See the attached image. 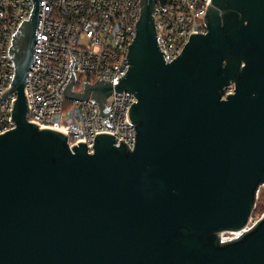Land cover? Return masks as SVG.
Segmentation results:
<instances>
[{
    "label": "water",
    "instance_id": "water-1",
    "mask_svg": "<svg viewBox=\"0 0 264 264\" xmlns=\"http://www.w3.org/2000/svg\"><path fill=\"white\" fill-rule=\"evenodd\" d=\"M31 1L0 97L15 95L14 129L0 134V264H264V214L250 226L264 186V0H210L206 33L168 64L154 0H141L118 83L76 94L72 75L64 92L102 117L113 92L136 99L133 148L100 134L91 153L27 121L41 3Z\"/></svg>",
    "mask_w": 264,
    "mask_h": 264
},
{
    "label": "built area",
    "instance_id": "built-area-1",
    "mask_svg": "<svg viewBox=\"0 0 264 264\" xmlns=\"http://www.w3.org/2000/svg\"><path fill=\"white\" fill-rule=\"evenodd\" d=\"M141 0H41L35 30L33 60L24 95L27 121L39 129L62 133L69 148L85 144L89 153L96 135L108 134L131 150L135 131L128 111L133 95L112 93L105 102L106 117L90 99L66 98L72 75V91L85 84L118 83L127 71L128 46L135 37ZM210 0H154L152 18L159 52L165 64L182 51L192 34H204V16ZM31 0H0V97L11 88L14 66L9 48L14 34L28 21ZM232 93L228 87L225 95ZM14 94L0 102V134L14 129L11 111Z\"/></svg>",
    "mask_w": 264,
    "mask_h": 264
},
{
    "label": "rangeland",
    "instance_id": "rangeland-1",
    "mask_svg": "<svg viewBox=\"0 0 264 264\" xmlns=\"http://www.w3.org/2000/svg\"><path fill=\"white\" fill-rule=\"evenodd\" d=\"M262 198H264V186H262L258 191L257 201H256V205H255L256 207H255L254 213L252 215L250 226L254 225L261 218V216H263V214H264V207L262 209L261 208L259 209V205L261 203ZM234 237H235V234H231V233H225L222 235V239L225 241L232 239Z\"/></svg>",
    "mask_w": 264,
    "mask_h": 264
},
{
    "label": "trees",
    "instance_id": "trees-1",
    "mask_svg": "<svg viewBox=\"0 0 264 264\" xmlns=\"http://www.w3.org/2000/svg\"><path fill=\"white\" fill-rule=\"evenodd\" d=\"M256 207V206H255ZM264 207V198L261 199V203L259 205V209ZM255 210V209H254Z\"/></svg>",
    "mask_w": 264,
    "mask_h": 264
},
{
    "label": "bare ground",
    "instance_id": "bare-ground-1",
    "mask_svg": "<svg viewBox=\"0 0 264 264\" xmlns=\"http://www.w3.org/2000/svg\"><path fill=\"white\" fill-rule=\"evenodd\" d=\"M237 235V234H236Z\"/></svg>",
    "mask_w": 264,
    "mask_h": 264
}]
</instances>
